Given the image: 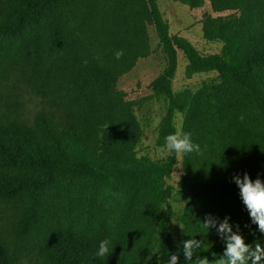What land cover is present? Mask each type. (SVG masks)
Returning <instances> with one entry per match:
<instances>
[{"label": "trees", "instance_id": "16d2710c", "mask_svg": "<svg viewBox=\"0 0 264 264\" xmlns=\"http://www.w3.org/2000/svg\"><path fill=\"white\" fill-rule=\"evenodd\" d=\"M175 1L194 10L206 0ZM207 1L217 15H203L202 36L220 47L204 54L171 33L160 0H0V66L33 52L62 90L55 114L29 126L0 123V202L16 207L14 242L42 244L40 264H168L172 255L177 264L211 262L225 252L217 229L226 218L247 244L264 247L233 181L244 173L264 181V0ZM147 22L165 60L151 85L166 106L156 146L180 131L199 153L138 154L143 125L117 85L150 51ZM180 54L188 77H214L176 92ZM105 239L109 253L96 257ZM188 239L203 241L191 262ZM0 264H15L1 231Z\"/></svg>", "mask_w": 264, "mask_h": 264}, {"label": "rangeland", "instance_id": "374dc122", "mask_svg": "<svg viewBox=\"0 0 264 264\" xmlns=\"http://www.w3.org/2000/svg\"><path fill=\"white\" fill-rule=\"evenodd\" d=\"M160 8L171 25L172 34L186 36L204 54L218 52L220 46L205 41L202 36V24L200 23L203 15L206 13L217 15L212 11L209 1L206 0L200 9L191 10L175 0H160ZM229 14L231 12L222 13V15ZM146 25H148L150 34V51L147 55L140 56L132 67L123 73L119 78L117 88L123 92L126 100L134 104L136 114L143 125L144 134L138 146L139 156L159 159L165 157L167 153V150L156 146L166 106L163 98L153 94L151 85L164 70L165 60L157 48L158 40L153 27L148 22ZM20 54L25 53L18 52L14 55ZM33 54V52L29 54L26 60L4 61L0 66V123L15 121L29 126L34 123L38 115H52L58 110V103L62 100V90L47 79L50 63L38 60ZM186 65V59L180 54L179 66L174 79L176 92L185 89L196 90L203 82H208L214 77L212 73L188 77L185 74ZM180 123L181 117L179 116L177 118L178 127ZM178 174L179 171L170 181L173 186H177ZM176 198L174 207L178 209L182 207V198L178 195ZM16 212L13 204L0 202V231L6 240L8 250L15 264H40L42 261L40 242L31 241L28 244L17 245L12 238V226ZM173 232L175 235L180 232L176 221L173 222Z\"/></svg>", "mask_w": 264, "mask_h": 264}, {"label": "clouds", "instance_id": "9594fccd", "mask_svg": "<svg viewBox=\"0 0 264 264\" xmlns=\"http://www.w3.org/2000/svg\"><path fill=\"white\" fill-rule=\"evenodd\" d=\"M123 54V50H120L115 55L117 59H120ZM84 63L87 64V61H84ZM240 119H244L243 115ZM164 147L167 152H174L177 156L185 153L200 152V145L193 143L191 133H181L180 131L167 135ZM233 181L239 188V195L250 214L252 223L258 225L259 231L264 233V181L259 178L253 181L248 173H244L242 177L235 175ZM202 226L204 229L209 230L215 224L211 219H208L203 222ZM217 231L226 240L223 256L211 262L206 256H197L195 264H264V247L259 242H256L254 247L247 244L241 234L233 232L228 218L219 224ZM109 244L110 241L108 239L102 240L95 256H106L109 253ZM202 244L203 241L196 239L184 241V257L190 262L193 261L194 249H200ZM177 262L178 256L172 255L168 264H177Z\"/></svg>", "mask_w": 264, "mask_h": 264}]
</instances>
